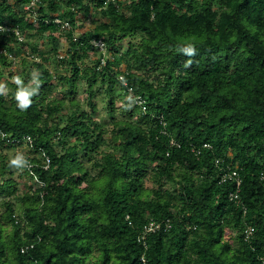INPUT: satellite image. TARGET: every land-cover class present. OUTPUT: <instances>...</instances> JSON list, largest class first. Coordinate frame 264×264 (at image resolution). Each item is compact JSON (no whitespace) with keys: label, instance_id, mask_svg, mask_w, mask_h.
Instances as JSON below:
<instances>
[{"label":"trees","instance_id":"obj_1","mask_svg":"<svg viewBox=\"0 0 264 264\" xmlns=\"http://www.w3.org/2000/svg\"><path fill=\"white\" fill-rule=\"evenodd\" d=\"M23 1L0 0V18L56 39L55 23L35 25ZM69 5L103 15L77 39L76 28L67 30L61 61L69 74L54 73L31 41L2 37L13 53L30 50L40 60L29 67L24 55L21 82L0 90V128L16 139L0 136V264H264V0H42L41 17L75 22ZM136 36L121 53L119 43ZM93 38L104 39L106 53ZM87 49L96 52L93 64ZM11 62L0 55V67ZM57 84L62 97L52 94ZM18 94L31 101L27 108ZM98 95L111 129L97 116ZM123 95L119 118L115 100ZM10 145L34 153L10 158ZM228 164L241 173L238 200L229 195L236 182L220 181ZM16 168L30 170L38 185L21 191ZM153 219L160 228L139 241Z\"/></svg>","mask_w":264,"mask_h":264},{"label":"rangeland","instance_id":"obj_2","mask_svg":"<svg viewBox=\"0 0 264 264\" xmlns=\"http://www.w3.org/2000/svg\"><path fill=\"white\" fill-rule=\"evenodd\" d=\"M130 0H121V2L124 3V6H126L128 4ZM103 19V15L100 12V9H91V11L87 14V15H79L78 17V21H77V28H76V39L81 36L86 30L88 29H93L96 26H98L99 22ZM81 25V26H79ZM32 33V34H31ZM26 38L27 41H31L33 44H36L37 47L40 50L45 51L48 56L50 57V61L47 62L49 68L54 72L59 74H69V66L65 65V63H63L61 61V59L63 58V56L68 55L69 53V46H70V42H69V38L67 36V30H60L59 32L56 33V39L52 38L50 36V33L47 32L45 34L39 35L37 34L35 31L33 32H27L26 33ZM130 40H139V36H136L134 38H126L124 40H122L119 45L121 47V53H125V51L128 49ZM57 49V52L55 53V50ZM26 51H21L19 53V55L16 58V62L13 61V63L11 62L10 65H6V66H1V70H2V74L0 75V90L8 93L12 90L13 88V83L15 82H21L19 81V71L22 69L20 64H21V58L25 55ZM63 55L62 57L60 55ZM86 57H85V61L87 64H93V62H95L96 59V52L94 49H87L86 53H85ZM114 57H119L121 56L120 53L117 52H113ZM27 59L29 60V64L28 66H32L31 65V60H35L33 57L31 56H27ZM11 60H9L10 62ZM117 65H119L120 68L125 69V63L120 62ZM16 73L13 76L10 75V73ZM145 75H147L148 73H144ZM99 82H97L98 84ZM62 85V83H61ZM60 84L54 86L52 94L54 96L57 97H62L63 92H62V88ZM83 85L80 84L79 85V92L77 94L78 99L82 102V105L84 106L86 104V94L85 92L82 91ZM121 87L118 86L117 87V91H120ZM26 90H30V86L28 85ZM101 94V93H100ZM102 94H105L104 92H102ZM97 104L99 106V112H98V118L101 119V123H103L104 125H106L108 127V129H111L113 127L112 125V116H111V112L107 111V108H105L104 106V101H102L101 99V95H98L97 98ZM126 97L123 95L122 97L118 96L115 100V105L117 106L116 109V115L119 118L125 117L123 111H124V104H127L126 102ZM129 106V105H128ZM66 107H70V103L68 102L67 99V103H66ZM107 135L109 136L110 134L107 133ZM107 148V146H104V149ZM4 151L5 153H7V155L10 158H21L23 156H28L29 154H33L34 152L28 147V145H25L23 147L21 146H5L4 147ZM101 154L98 153L96 154V157H100ZM95 159V157H94ZM86 166H88L89 168H91L93 166V161H91V159L86 160L85 163ZM31 171L30 170H26L23 168H16V174L15 177L18 180L19 183V188L21 191H27L28 188L32 185H38V183H36V179L32 178L30 176ZM146 183L148 186H153L155 184L154 179L151 177H148L146 180ZM170 182L168 183V186H170Z\"/></svg>","mask_w":264,"mask_h":264},{"label":"built area","instance_id":"obj_3","mask_svg":"<svg viewBox=\"0 0 264 264\" xmlns=\"http://www.w3.org/2000/svg\"><path fill=\"white\" fill-rule=\"evenodd\" d=\"M9 3H11L12 5H15L16 3L19 2V0H7ZM119 0H104V6H107L110 2H117ZM42 3V0H26L22 2V6L24 8V10H26L28 12V16H30L31 20L34 22L35 25L38 26L39 21L41 19H43L45 22H54L55 25L62 31L64 30H70L72 28H77V21H78V17L79 15L82 14L81 11L78 10V8L75 5H69L67 6V10H71L73 12H75L77 19L75 20V22H72L71 19L65 15H61V13L59 15H56L54 18H48V17H41V12H40V4ZM62 12V11H61ZM3 36H7V37H13L15 36L17 38L16 42H23L26 41V32H24L19 25L13 24L10 20H2L0 18V55L4 54L5 56H7V58L11 61L16 62V58H17V54L13 53L12 51H10L7 47L2 46V37ZM76 39V37H75ZM15 43V42H13ZM91 43L98 47V49L100 51H102L103 53H106V42L104 41L103 38H93L91 39ZM16 44V43H15ZM25 55L27 56H31L33 57L35 60H40V56L37 53H34L30 50H24ZM61 57L63 56L62 54L60 55ZM102 65L106 64V59L105 57L102 58ZM120 79L123 80V82L126 84V81H124V77L122 75H120ZM129 90H132V87H129ZM134 102L139 104L144 110L146 109V105H145V100L141 95H136L134 97ZM0 136L5 137L6 140L10 143H14L16 141V139H13L10 135H8L7 132L3 131L2 128H0ZM25 140L28 142L30 140V136H27L25 138ZM171 143L173 145H176L177 142L172 139ZM210 144L208 142H204L203 143V147H209ZM194 150L200 152L201 148L198 147H193ZM49 159H47V165L49 166ZM221 160L217 159V163H220ZM28 167H30L32 165V163H27ZM226 180H234L236 182V186H237V190H232L230 192V197L233 198L234 200H238L239 199V186L242 183V178H241V173L240 170L238 168V165L234 164V165H230L228 164L227 167L225 168V170H223L220 174V181H226ZM164 222H166V226H170V220L166 219L164 220ZM162 222L157 221L155 219L150 220L149 223H147L144 227V230L142 231V233L138 236V240L139 241H143L144 243H146L145 239H146V234L149 232H154L157 229L160 228ZM255 232V227L251 224L246 225L245 229H244V239L246 241H250L253 238ZM143 260L145 261V258L143 257Z\"/></svg>","mask_w":264,"mask_h":264},{"label":"clouds","instance_id":"obj_4","mask_svg":"<svg viewBox=\"0 0 264 264\" xmlns=\"http://www.w3.org/2000/svg\"><path fill=\"white\" fill-rule=\"evenodd\" d=\"M18 99H21V104H20V107L21 108H27L29 106V104L31 103V101L27 100L26 97H21L19 94H18ZM12 163H19V161H12Z\"/></svg>","mask_w":264,"mask_h":264}]
</instances>
